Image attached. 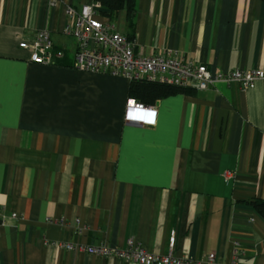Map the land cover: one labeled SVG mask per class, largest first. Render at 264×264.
Returning <instances> with one entry per match:
<instances>
[{
    "label": "crops",
    "instance_id": "0c3cea01",
    "mask_svg": "<svg viewBox=\"0 0 264 264\" xmlns=\"http://www.w3.org/2000/svg\"><path fill=\"white\" fill-rule=\"evenodd\" d=\"M89 1L0 0V264H137L56 243L131 238L165 254L173 232L192 263L264 264L263 82L185 88L148 103L153 125L126 122L130 81L72 66L66 7ZM115 16L145 55L264 65L263 0H135L131 25ZM38 30L63 50L57 64L18 47Z\"/></svg>",
    "mask_w": 264,
    "mask_h": 264
},
{
    "label": "built area",
    "instance_id": "2783aa9c",
    "mask_svg": "<svg viewBox=\"0 0 264 264\" xmlns=\"http://www.w3.org/2000/svg\"><path fill=\"white\" fill-rule=\"evenodd\" d=\"M101 10V4L95 0H90L79 8L71 5L66 7L69 19L62 32L76 40L72 66L78 70L122 76L129 81L145 80L195 90L207 89L220 81L238 82L243 90L253 88L258 81L264 84V65L254 69L238 68L212 72L205 64L170 50L152 55L142 54L137 49L135 39L119 32L115 23L102 15ZM18 47L27 50L29 61L35 64L54 65L64 55L62 49L53 46L47 30H38L31 40L20 41ZM156 112L154 104L141 103L128 97L123 118L126 122L153 125ZM231 174L233 173L225 172L223 176L228 178ZM11 216L18 217L16 213H12ZM47 221L53 220L48 218ZM56 245L67 250L105 257L113 256L137 264H199L174 254V232L169 238L165 254L150 252L131 238L127 239L126 245L122 248L105 242L84 245L60 241ZM202 263L233 264L219 261L214 253L207 254Z\"/></svg>",
    "mask_w": 264,
    "mask_h": 264
},
{
    "label": "trees",
    "instance_id": "16d2710c",
    "mask_svg": "<svg viewBox=\"0 0 264 264\" xmlns=\"http://www.w3.org/2000/svg\"><path fill=\"white\" fill-rule=\"evenodd\" d=\"M101 4V14L114 22L115 15L122 9L126 12V21L132 24L135 12V0H95ZM264 1V0H263ZM129 38L133 35L126 34ZM185 88H179L159 82H150L145 80H132L129 83L128 95L141 103H153L155 100L176 92H183ZM255 205L264 212V201H257ZM0 219V223H1Z\"/></svg>",
    "mask_w": 264,
    "mask_h": 264
},
{
    "label": "rangeland",
    "instance_id": "374dc122",
    "mask_svg": "<svg viewBox=\"0 0 264 264\" xmlns=\"http://www.w3.org/2000/svg\"><path fill=\"white\" fill-rule=\"evenodd\" d=\"M114 21H115V24H116V26L117 27H124V25H125V19H124V17H114V19H113Z\"/></svg>",
    "mask_w": 264,
    "mask_h": 264
}]
</instances>
